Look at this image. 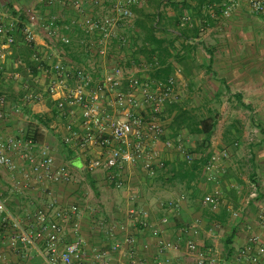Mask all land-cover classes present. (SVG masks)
Listing matches in <instances>:
<instances>
[{
    "label": "crops",
    "instance_id": "0c3cea01",
    "mask_svg": "<svg viewBox=\"0 0 264 264\" xmlns=\"http://www.w3.org/2000/svg\"><path fill=\"white\" fill-rule=\"evenodd\" d=\"M221 3L162 0L156 8L153 0H142L141 14L133 13L131 27L124 30L129 31L134 50L127 63L118 64L123 79L135 77L147 91L158 93L159 84L172 78L170 102L179 103L169 114L165 102L157 115L164 131L147 147L152 152L151 175L143 161L118 168L97 146L65 143L67 125L78 131V108L61 113L46 95L39 101L25 100L29 91L45 92L49 81L45 71L51 72L54 63L88 67L77 44L79 32L70 24L76 15L63 0L52 8L37 0H0V27L14 38V45L3 49L0 98L5 117L0 120V140L35 132L36 142L48 147L53 168H63L69 177L57 183L26 181L28 165L12 152L13 168L0 166V194L9 210L19 211L22 219L37 210H49L51 215L58 207L66 214L74 211L70 216L77 220L80 236L91 248L105 252L109 264H195L201 256L214 257L218 264H264V252L258 251L264 250V14L252 13L237 0L230 15L223 17ZM28 8L43 16H60L71 27V46L48 45L43 29L29 24ZM151 14L156 15L158 60L141 48V43L153 48L149 41L131 37L135 19ZM19 26L32 31L35 55L27 56ZM4 43L0 34V46ZM26 62L36 67L34 76L23 67ZM106 69L96 72L101 76ZM141 97L138 92L136 98ZM175 113L182 115L176 136L171 128ZM32 115L40 116L44 124ZM203 120L214 127L207 149L199 152L196 143L201 138L189 129ZM178 144L190 152V163ZM95 158L99 165L88 171V162ZM111 174L116 178L111 180ZM118 178L120 186L114 182ZM15 181L20 182L16 189ZM215 191L219 202L212 209L203 198ZM56 220L63 227L59 243L63 248L72 238L71 223ZM126 237L134 239L131 247L123 245ZM115 242L120 250L110 251ZM1 250L10 264H45L34 248L15 252L3 239ZM252 256H257L256 263L249 260Z\"/></svg>",
    "mask_w": 264,
    "mask_h": 264
},
{
    "label": "built area",
    "instance_id": "2783aa9c",
    "mask_svg": "<svg viewBox=\"0 0 264 264\" xmlns=\"http://www.w3.org/2000/svg\"><path fill=\"white\" fill-rule=\"evenodd\" d=\"M59 0H37L39 4L52 8ZM142 0H63L76 17L70 20L79 32L77 44L86 57L88 67L70 68L62 62L51 65L49 81L45 92L29 91L26 101L42 100L45 95L63 113L68 108L71 112L80 110L78 131L67 125L68 135L63 138L65 143H76L80 148L97 146L106 154L111 164L121 168L125 165H134L143 161L149 174H154L151 165V150L147 149L149 142L163 134V127L157 122V115L165 102L171 101L170 89L172 78L164 84H159L160 92H149L135 77L123 79L118 64L127 63L128 55L134 50L130 33L124 32L132 25V6H137ZM248 9L254 14H264V0H243ZM237 0H222L221 16L228 17ZM87 5L90 7L87 10ZM212 8V4H208ZM26 18L31 25L40 26L48 45L59 44L70 47L72 37L68 30L70 25L64 24L60 16L49 13L46 16L28 8ZM23 41L28 46L33 44V33L29 26L21 28ZM0 34L5 43L0 46V79L6 45L14 43V38L8 30L0 27ZM114 63V65H110ZM106 66V71L100 76L97 69ZM93 75L96 80H93ZM14 77L17 75L14 74ZM142 94L141 99L136 94ZM106 105V107H105ZM4 99L0 98V120L5 117ZM0 140V166L12 169L13 158L11 153H18L28 165V171L23 174L26 181L57 183L68 181L69 177L63 168H53V159L47 146L39 144L31 136ZM187 163L192 161L190 152L182 144L177 145ZM223 156L226 153H222ZM99 158L92 159L87 164V170L93 171L98 165ZM110 174V173H109ZM114 175V174H113ZM110 175V179L116 178ZM115 184L120 186L118 178ZM19 181L13 183L16 189ZM218 192L205 195L203 202L216 209L219 202ZM51 206H54L52 204ZM74 211L66 214L63 208L55 209L54 215L49 210H37L20 218L9 210L5 197L0 194V264H10L3 260L1 242L5 239L10 248L18 252L20 249L34 248L38 251L45 264H109L105 252L91 248L88 242L79 234V224ZM64 219L71 223L72 238L63 248H60V238L63 227L56 220ZM163 223L166 219L161 220ZM252 243L257 242L252 237ZM132 237H126L123 245L131 247ZM169 244L167 243L166 246ZM190 249L194 245L189 243ZM110 251L120 250L121 245L115 242ZM259 253L264 250L259 248ZM91 259H88V256ZM131 256V255H130ZM253 263L258 261L257 256L249 257ZM164 262H168L167 259ZM195 264H218L214 257H199Z\"/></svg>",
    "mask_w": 264,
    "mask_h": 264
},
{
    "label": "trees",
    "instance_id": "16d2710c",
    "mask_svg": "<svg viewBox=\"0 0 264 264\" xmlns=\"http://www.w3.org/2000/svg\"><path fill=\"white\" fill-rule=\"evenodd\" d=\"M162 0H153V2H155V6L156 8L159 6V3H161ZM142 11V4H138L137 6H135L132 9V12L138 17V15L141 14ZM156 19V15H147L145 19H141L138 20V18L135 19L134 23H133V31L131 32V37L132 38H140L141 41L143 42H148L149 41V45H153V48H147L146 45H144V43H141V48H143L144 50L147 49L150 53V57L152 58L153 56L156 57V59L158 60L160 58L159 56V51L157 50V47L159 46V40H155V21ZM139 21V22H138ZM139 24V26H138ZM141 29V32L138 31V27ZM17 31L21 30V26L16 28ZM143 31V32H142ZM139 36V37H138ZM147 40V41H146ZM14 45V43L12 44ZM26 48H27V56H32L35 55L34 52H36L35 48L33 45L28 46L27 44H25ZM151 62L154 66H156L155 61ZM24 68H28L30 70V73H32V75L34 76L36 74V67L30 63V62H26L25 65L23 66ZM159 67V66H158ZM157 68V67H156ZM166 74H170V70L166 69ZM167 107V112L169 114H171L173 111H176L178 109V104H176L175 102L171 103L169 102V104L167 103L166 105ZM56 108V107H55ZM181 111V110H180ZM185 113V112H184ZM181 114H174V116L171 119V123H172V130H173V135L176 136V131H178L179 129V125H180V120H181ZM32 117L34 119H36L37 122H40L41 124H44L43 120L40 118V116L37 115H32ZM199 125V126H198ZM213 127L214 124H210L208 123L206 120H203L201 122H199L198 124H195L194 128H190L189 129V133L191 135H195L198 139L201 138V141H197V145H196V150L201 152L207 149V142L208 139L210 138L212 131H213ZM24 137H28L31 136L35 141L36 139V133L32 132V135H29L28 132L23 133Z\"/></svg>",
    "mask_w": 264,
    "mask_h": 264
},
{
    "label": "rangeland",
    "instance_id": "374dc122",
    "mask_svg": "<svg viewBox=\"0 0 264 264\" xmlns=\"http://www.w3.org/2000/svg\"><path fill=\"white\" fill-rule=\"evenodd\" d=\"M179 104V103H178ZM191 104V103H190ZM189 104V105H190ZM19 212V211H18ZM18 212H16V211H13V213L15 214V215H18ZM18 216H20V215H18Z\"/></svg>",
    "mask_w": 264,
    "mask_h": 264
}]
</instances>
